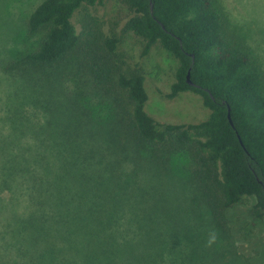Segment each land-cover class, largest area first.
<instances>
[{
  "label": "trees",
  "instance_id": "trees-1",
  "mask_svg": "<svg viewBox=\"0 0 264 264\" xmlns=\"http://www.w3.org/2000/svg\"><path fill=\"white\" fill-rule=\"evenodd\" d=\"M104 1L39 2L27 28L41 37L9 68L20 62L55 65L79 50L96 87L126 99L120 120L135 142L163 154L187 153L192 181L205 196L216 225L224 226L225 210L245 197L253 198L254 221L264 220V62L235 32L221 1L113 0L126 11L121 33L138 39L143 54L158 43L177 59L167 96L198 93L210 112L196 123L156 122L145 109L144 75L120 70L114 57L121 36L103 35L92 25L78 32L71 21L74 12ZM188 71L193 84L187 81ZM66 174L80 175L83 182L79 187L67 183ZM74 188L79 196L71 200L67 194ZM4 189L9 197L0 205V264H135L140 257L131 238L123 235L122 254L111 256L114 236L122 232L113 219L117 206L90 202L93 198L85 192H99L75 167L3 152L0 191ZM22 197L27 203L19 210Z\"/></svg>",
  "mask_w": 264,
  "mask_h": 264
},
{
  "label": "rangeland",
  "instance_id": "rangeland-1",
  "mask_svg": "<svg viewBox=\"0 0 264 264\" xmlns=\"http://www.w3.org/2000/svg\"><path fill=\"white\" fill-rule=\"evenodd\" d=\"M41 1L0 0V157L3 152L27 159L42 156L46 163L71 165L86 175L99 192H85L93 198L90 202L117 206L113 219L122 232L114 236L111 256L122 254L125 236L137 247L135 264H264V220L251 216L253 198L227 208L224 226L216 225L205 196L192 181L187 153L163 154L135 142L120 120L126 99L96 87L82 52L75 50L55 65L20 62L9 68L41 37L27 28L30 12ZM220 1L235 32L264 62V0ZM125 14L106 0L79 8L71 21L78 32L92 25L103 35L121 36L114 57L120 70L144 75L145 109L156 122L206 119L210 111L198 93L167 96L177 59L158 43L143 54L138 39L121 33ZM66 176L76 187L83 182L80 175ZM67 196L76 199L79 190L71 189ZM8 197V191L1 190L0 205H6ZM26 203L22 197L19 210Z\"/></svg>",
  "mask_w": 264,
  "mask_h": 264
},
{
  "label": "water",
  "instance_id": "water-1",
  "mask_svg": "<svg viewBox=\"0 0 264 264\" xmlns=\"http://www.w3.org/2000/svg\"><path fill=\"white\" fill-rule=\"evenodd\" d=\"M152 8V5H151ZM187 81L189 84H193V82L190 80V72H187ZM228 119L230 121V123L233 125L232 120H231V116H230V108L228 107V113H227Z\"/></svg>",
  "mask_w": 264,
  "mask_h": 264
}]
</instances>
